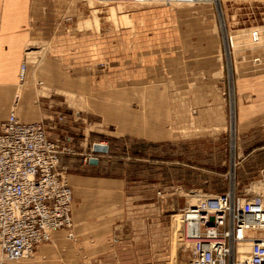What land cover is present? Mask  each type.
<instances>
[{"label":"rangeland","instance_id":"1","mask_svg":"<svg viewBox=\"0 0 264 264\" xmlns=\"http://www.w3.org/2000/svg\"><path fill=\"white\" fill-rule=\"evenodd\" d=\"M158 10L165 12L158 19L162 25H149L143 19L131 17ZM52 11H68L66 21L71 25L83 13L82 26L99 30L103 44L100 55L96 54L98 49L90 51L93 58H98L93 66L95 72L114 70L117 58L121 59V53L127 49L125 53L133 61L130 66H143L141 70L149 81L165 82L172 91L179 90L185 116L188 110H193L194 103L200 106L198 103L207 101L205 94L217 93L216 100L212 99L211 109L215 113L213 129L209 132L197 131L194 137L180 140L154 141L116 136L109 131L113 126L99 134L75 129L69 132L75 138L74 153L80 151L79 147L83 146L80 140L88 135L83 152L87 165L80 167L79 161L69 158L62 161L67 165L68 179L69 173L78 172L124 181L121 199L126 217L115 235L129 236L130 244L125 251L122 249L125 254L117 253L105 264H190L189 247L178 234L180 211L202 196L225 191L236 183L234 161L238 160L241 139L247 151L264 143L263 131H239L241 106L256 96L250 79L264 71V0H217L194 5L161 0H79L71 4L67 0L53 2ZM55 21L58 20L53 19V24ZM49 45L46 40L31 39L27 52L44 55ZM13 109L17 110V103L10 112ZM76 114V120H83L91 130H96V125H107L90 116L83 117L80 111ZM67 119L64 115L62 123H68ZM96 141L106 144L108 149L94 150ZM92 150L98 158L95 163L88 162ZM260 157L264 159V152ZM261 172L255 170L245 181L246 184L254 181L253 188L241 189L264 192L256 185ZM87 188L83 190L81 203L75 199L74 209L83 203L87 208L93 205L95 196ZM109 198L108 205L115 196ZM54 241L44 244H55ZM250 248L251 245L245 244L239 253L240 260L248 258Z\"/></svg>","mask_w":264,"mask_h":264},{"label":"crops","instance_id":"2","mask_svg":"<svg viewBox=\"0 0 264 264\" xmlns=\"http://www.w3.org/2000/svg\"><path fill=\"white\" fill-rule=\"evenodd\" d=\"M66 1L0 0V122L8 118L12 106L17 103V114L23 122L55 117L57 126L50 124L48 127L52 135L71 134L69 132L75 129L99 134L113 126L109 131L116 136L159 141L194 137L197 131L203 133L213 129L215 111L211 106L217 93L205 94L207 101L198 103L200 106L194 103L193 110H188L185 116L179 90L172 91L165 82L149 81L142 71L143 66H130L133 61L130 54L125 53L127 49L122 50L121 59L117 58L114 70L95 72L93 66L98 58H93V51H90L98 49L96 54L100 55L99 30L82 26L83 13L71 25L66 21L68 11H52L53 2ZM78 2L70 0L71 4ZM161 13L165 12H139L131 17L158 26L163 24L159 21ZM53 19L58 21L53 24ZM159 28L162 30L165 26ZM31 39L50 42L44 55L27 52ZM23 61L26 77L22 80L19 72ZM250 81L255 85L256 96L241 106L239 131L264 132V71L253 75ZM188 98L192 103L190 92ZM218 98L217 105L220 104ZM218 109L221 112V107ZM77 111L83 117L90 116L107 125H96V130H91L83 120H76ZM58 114L67 115L68 123L58 121ZM46 121L53 123L54 119ZM87 136L80 140L83 145L80 151L64 155L62 161L73 159L80 162V167H85L83 152L89 140ZM263 152L264 143L247 151L241 139L235 179L238 188H253L254 181L248 184L245 181L258 169L262 172L256 185L264 189V159L260 157ZM69 180L77 202L83 201L86 186L95 196L91 207L83 203L74 209V237H68L64 229H56L53 231L55 244L39 245L29 258L3 259L0 254V264H105L117 253L125 254L122 249L130 244L129 236L115 235L126 217L121 199L123 179L73 172L69 173ZM114 196L115 200L108 205L109 197Z\"/></svg>","mask_w":264,"mask_h":264},{"label":"built area","instance_id":"3","mask_svg":"<svg viewBox=\"0 0 264 264\" xmlns=\"http://www.w3.org/2000/svg\"><path fill=\"white\" fill-rule=\"evenodd\" d=\"M161 1L178 4L217 0ZM63 119V114L57 115L58 121ZM50 124L57 126L55 117L23 122L14 111L0 123L2 256H30L38 244L53 241L57 228L72 233L73 190L62 157L75 152V138L67 133L50 134ZM93 156L96 154L92 150L89 157ZM180 214L190 264H264V236L250 234L253 229H264V193H251L249 188L241 189L233 183L225 191L189 203ZM245 239L253 240L250 254L240 260L238 247Z\"/></svg>","mask_w":264,"mask_h":264},{"label":"bare ground","instance_id":"4","mask_svg":"<svg viewBox=\"0 0 264 264\" xmlns=\"http://www.w3.org/2000/svg\"><path fill=\"white\" fill-rule=\"evenodd\" d=\"M170 4H177V3H170ZM178 4L194 5V4H198V3H178ZM23 64H25V68H23ZM20 76L23 77L22 80L24 79V76L26 77V63H25V61H23L22 64H21ZM12 111H14L15 114L17 115V118L20 119L19 116H18V114H17V110H16V109H13ZM12 111H11V112H12ZM11 112L9 113V116H10ZM9 116H8V118H9ZM8 118H7V119H8ZM7 119H6V120H7ZM6 120H4V121H6ZM20 120H21V119H20ZM4 121H2V122H0V123H3ZM21 121H22V120H21ZM67 175H68V174H67ZM67 177H68V176H67ZM68 181H69V179H68ZM69 183H70V181H69ZM72 190H73V187H72ZM256 193H257V192H256ZM259 193H264V192H259ZM212 195H214V194H210V195L202 196L201 198H199V200H200V199H203V198H206V197H209V196H212ZM194 197H195V196H194ZM199 200H198V201H199ZM198 201H197V202H198ZM74 203H75V197H74V193H73V202H72L73 217H74ZM190 204H194V203H190ZM176 216H177V215H176ZM179 216H180V222L177 221L178 224L180 223V226H178V230H179V233H178V234H179V237L181 238L182 242H183V243H186V241L183 239V215L179 213ZM178 224H177V225H178ZM74 226H75V222H74ZM74 226H73V229H72V233H71V234L68 232V230H66V229H64V228H57V229H64L69 237H73ZM55 230H56V229H55ZM53 231H54V230H53ZM252 231H255V232H257V233H264V229H253V230H251L250 232H252ZM259 236H264V234H263V235H259ZM249 240H250V242H249ZM252 241H253L252 239H245L243 242H240L239 247H238V249H239V253H240V251H241L242 249H244L245 244H248V247H249V246L251 245ZM51 242H52V241H51ZM42 244H44V243H42ZM186 244H187V243H186ZM39 245H41V243L38 244L37 247H38ZM37 247H36V248H37ZM35 250H36V249H35ZM35 250H34V252H35ZM34 252H33L30 256H27V257H20V258H9V257H6V256H2V254H1V258H2V257H3V259H22V258H29V257H31V256L34 254ZM0 253H1V250H0ZM189 253H190V248H189ZM248 256H249V252H248Z\"/></svg>","mask_w":264,"mask_h":264},{"label":"water","instance_id":"5","mask_svg":"<svg viewBox=\"0 0 264 264\" xmlns=\"http://www.w3.org/2000/svg\"><path fill=\"white\" fill-rule=\"evenodd\" d=\"M93 148H94V150H96V151H106L107 149H108V147H107V145L106 144H103V143H101V142H98V141H96L94 144H93ZM97 157L96 156H93V157H90V163H95V162H97Z\"/></svg>","mask_w":264,"mask_h":264}]
</instances>
